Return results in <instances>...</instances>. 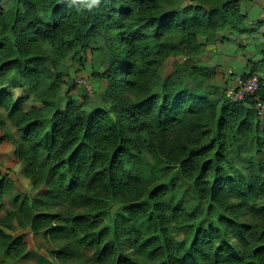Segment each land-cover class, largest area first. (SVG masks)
Listing matches in <instances>:
<instances>
[{
    "label": "trees",
    "instance_id": "trees-1",
    "mask_svg": "<svg viewBox=\"0 0 264 264\" xmlns=\"http://www.w3.org/2000/svg\"><path fill=\"white\" fill-rule=\"evenodd\" d=\"M6 1L0 148L10 144L12 164L45 191L0 218V262L27 252L24 235L3 229L16 225L43 231L52 264H264V42L241 75L257 76V89L241 101L213 97L216 68L192 61L218 33L264 26V7L248 24L243 0ZM87 51L101 59L94 76L106 105L84 109L68 98L59 107L64 63L80 64ZM169 58L184 60L165 76ZM178 183L189 188L185 207ZM8 184L0 170V210ZM110 201L121 206L114 218ZM173 229L188 231L184 242Z\"/></svg>",
    "mask_w": 264,
    "mask_h": 264
},
{
    "label": "rangeland",
    "instance_id": "rangeland-1",
    "mask_svg": "<svg viewBox=\"0 0 264 264\" xmlns=\"http://www.w3.org/2000/svg\"><path fill=\"white\" fill-rule=\"evenodd\" d=\"M250 1V0H246ZM9 10L10 7L6 0H0V10ZM261 13V11H260ZM260 17V16H259ZM233 34L229 33H218L214 37L209 38L205 43V48L199 55L195 56L192 61L196 65L199 66H210L216 68V75L214 78L209 82V92L213 97H215L218 93H221L229 90H237L239 88V83L242 79V74L244 70H242L238 74H232L223 68L220 65L219 58L225 54L226 47L231 39ZM247 38L243 37L238 40V47L237 44H233L232 46H236L243 50L247 45L252 44L247 42ZM203 41V40H202ZM262 44V43H261ZM259 46V45H258ZM256 46L255 49L258 47ZM252 48H248L245 50L244 58H252L253 55ZM82 57V62L79 64L78 59L76 57L68 58L64 66L67 70V76L64 79L65 83L63 84L61 95H60V102L59 107H63L65 102L68 98H73L77 102L82 104L84 109L89 108H96L106 105L103 101V94L105 91V83L102 80H96L94 73L102 70L99 66L101 65V59H95L92 57L89 51L83 52L80 54ZM183 58H169L165 61L164 64V75L167 76L172 72V65L174 62H182ZM228 74L227 76H225ZM255 76V75H253ZM252 77V76H251ZM257 77V76H256ZM246 80V79H245ZM14 95L22 94V90L18 89L15 90ZM0 113L5 117V112L0 108ZM45 114L47 117H50L52 114V110H45ZM6 125L10 132L15 136L18 137L17 133L15 132L14 127L11 124L10 119H6ZM11 151L12 146L7 143H3L0 148V170L4 175H7L9 180V184L6 189V193L4 195V208L0 210V218H3L7 212L18 210L20 208V202L24 196L31 198V199H38L42 193L45 191L44 188H34L32 187L30 180L25 178L22 172V165L16 164L13 165L11 161ZM258 159L259 156L256 155ZM264 180V174L262 175ZM174 197L179 201L177 204L182 206H186L189 204V188L182 183H178V190L175 192ZM258 201L255 205H259ZM121 211V206H119L114 201H110L109 204V213L110 217L114 218L117 213ZM211 222L214 223L212 219ZM247 227L249 228V232H253V224L249 218H246L243 221ZM56 225L62 229V231L69 237H72V229L71 226L64 223L57 221ZM4 231L13 236H21L24 235L27 240V252L24 256H21L18 259H14L11 256H3L2 261L0 264H52L55 263L51 255V250L53 246L46 241L43 237V231L40 232L39 235L33 236L29 229L19 228L15 225L14 229H6L3 228ZM172 236L175 238L177 242H184L186 237L188 236V231L183 229H173ZM84 258L92 261L94 253L87 249L81 250ZM9 261V262H6ZM220 264H234L229 263L222 258V262Z\"/></svg>",
    "mask_w": 264,
    "mask_h": 264
},
{
    "label": "crops",
    "instance_id": "crops-1",
    "mask_svg": "<svg viewBox=\"0 0 264 264\" xmlns=\"http://www.w3.org/2000/svg\"><path fill=\"white\" fill-rule=\"evenodd\" d=\"M263 7H264V0L242 1V10L247 16L248 24L253 22L255 19H257L259 16L262 15ZM243 37H246L248 39L245 45H247L249 42L252 43L245 47L244 52L242 49L240 51L239 48L237 50L236 46L235 45L232 46V42H231L232 40H234L233 44L234 43L237 44L238 47L239 45L238 40ZM231 39L232 40H230L229 42H225L228 43L226 47L227 51L223 56L219 58V62L220 65L228 71V73L230 72L232 74H238L245 69V64L247 60L256 62L261 58V55L258 50L260 48L261 43L264 42V26L260 27L251 34H240V35L233 34L231 36ZM256 46L258 47L255 49ZM248 48H252L253 50L252 53L253 57L250 59L247 57L244 58L245 50H248ZM227 75L228 74H226L225 76Z\"/></svg>",
    "mask_w": 264,
    "mask_h": 264
},
{
    "label": "built area",
    "instance_id": "built-area-1",
    "mask_svg": "<svg viewBox=\"0 0 264 264\" xmlns=\"http://www.w3.org/2000/svg\"><path fill=\"white\" fill-rule=\"evenodd\" d=\"M258 85V80L256 76L247 78L246 80H241L239 83V88L237 90H229L225 93L226 97L233 101H241L246 96L252 94Z\"/></svg>",
    "mask_w": 264,
    "mask_h": 264
},
{
    "label": "clouds",
    "instance_id": "clouds-1",
    "mask_svg": "<svg viewBox=\"0 0 264 264\" xmlns=\"http://www.w3.org/2000/svg\"><path fill=\"white\" fill-rule=\"evenodd\" d=\"M83 2H84V0H81V3H83ZM94 3H96V0H90V2L87 4V6L89 8H91L92 7V4H94Z\"/></svg>",
    "mask_w": 264,
    "mask_h": 264
}]
</instances>
